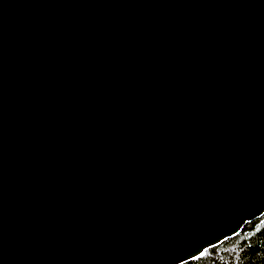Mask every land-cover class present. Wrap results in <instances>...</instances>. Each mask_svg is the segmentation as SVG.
<instances>
[{
    "label": "water",
    "instance_id": "1",
    "mask_svg": "<svg viewBox=\"0 0 264 264\" xmlns=\"http://www.w3.org/2000/svg\"><path fill=\"white\" fill-rule=\"evenodd\" d=\"M264 215V0H0V264H185Z\"/></svg>",
    "mask_w": 264,
    "mask_h": 264
},
{
    "label": "trees",
    "instance_id": "2",
    "mask_svg": "<svg viewBox=\"0 0 264 264\" xmlns=\"http://www.w3.org/2000/svg\"><path fill=\"white\" fill-rule=\"evenodd\" d=\"M185 264H264V215L246 224L234 238Z\"/></svg>",
    "mask_w": 264,
    "mask_h": 264
}]
</instances>
